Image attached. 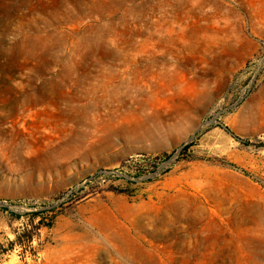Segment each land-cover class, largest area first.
<instances>
[{
    "label": "rangeland",
    "instance_id": "rangeland-1",
    "mask_svg": "<svg viewBox=\"0 0 264 264\" xmlns=\"http://www.w3.org/2000/svg\"><path fill=\"white\" fill-rule=\"evenodd\" d=\"M17 246L264 264V0H0V264Z\"/></svg>",
    "mask_w": 264,
    "mask_h": 264
},
{
    "label": "clouds",
    "instance_id": "clouds-1",
    "mask_svg": "<svg viewBox=\"0 0 264 264\" xmlns=\"http://www.w3.org/2000/svg\"><path fill=\"white\" fill-rule=\"evenodd\" d=\"M37 222H38V221H37ZM9 239H15V237L12 236V235L9 233ZM36 243H37L36 240L33 239V241H32L33 246H35ZM20 251H21L20 247L17 246V247L15 248V252H13V253L10 254L9 258H8L7 261H6V264H20L19 257L16 255V253H18V252H20ZM39 256L42 258V257L44 256V253H39ZM26 259H27V261H28V264H32V260H31V257H30V256H26Z\"/></svg>",
    "mask_w": 264,
    "mask_h": 264
}]
</instances>
